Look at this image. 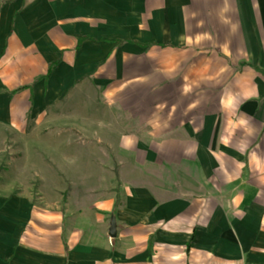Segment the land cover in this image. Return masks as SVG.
I'll return each mask as SVG.
<instances>
[{
  "label": "crops",
  "instance_id": "obj_1",
  "mask_svg": "<svg viewBox=\"0 0 264 264\" xmlns=\"http://www.w3.org/2000/svg\"><path fill=\"white\" fill-rule=\"evenodd\" d=\"M1 161L0 264H264V0H0Z\"/></svg>",
  "mask_w": 264,
  "mask_h": 264
},
{
  "label": "water",
  "instance_id": "obj_2",
  "mask_svg": "<svg viewBox=\"0 0 264 264\" xmlns=\"http://www.w3.org/2000/svg\"><path fill=\"white\" fill-rule=\"evenodd\" d=\"M107 239L111 240L113 238V225L110 222L108 225L107 233H106Z\"/></svg>",
  "mask_w": 264,
  "mask_h": 264
},
{
  "label": "rangeland",
  "instance_id": "obj_3",
  "mask_svg": "<svg viewBox=\"0 0 264 264\" xmlns=\"http://www.w3.org/2000/svg\"><path fill=\"white\" fill-rule=\"evenodd\" d=\"M38 149H40V147L38 148ZM38 157H39V159H42V161H44L45 160V157H44V154H42L40 151L38 152ZM42 161L41 160H39V164H42ZM9 164V162L8 161H1L0 162V164Z\"/></svg>",
  "mask_w": 264,
  "mask_h": 264
},
{
  "label": "trees",
  "instance_id": "obj_4",
  "mask_svg": "<svg viewBox=\"0 0 264 264\" xmlns=\"http://www.w3.org/2000/svg\"><path fill=\"white\" fill-rule=\"evenodd\" d=\"M52 66H53V65H50V66L47 68V71H46L44 77L42 78L43 80L46 79V77H47V75L49 74V71H50V69L52 68Z\"/></svg>",
  "mask_w": 264,
  "mask_h": 264
}]
</instances>
